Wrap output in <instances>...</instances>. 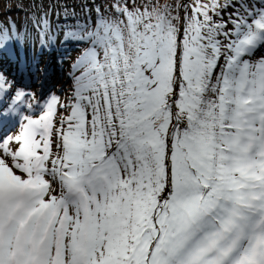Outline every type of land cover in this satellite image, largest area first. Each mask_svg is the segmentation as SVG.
<instances>
[{"label": "snow or ice", "instance_id": "1", "mask_svg": "<svg viewBox=\"0 0 264 264\" xmlns=\"http://www.w3.org/2000/svg\"><path fill=\"white\" fill-rule=\"evenodd\" d=\"M0 14V264H264V0Z\"/></svg>", "mask_w": 264, "mask_h": 264}, {"label": "rangeland", "instance_id": "2", "mask_svg": "<svg viewBox=\"0 0 264 264\" xmlns=\"http://www.w3.org/2000/svg\"><path fill=\"white\" fill-rule=\"evenodd\" d=\"M3 6H4V0H0V13H2L3 11ZM7 15L12 16L13 19H19V16L21 14L13 11L11 13H8ZM3 19H4V15L0 14V20H3ZM71 55H74V53H71ZM46 59L49 61L50 67L52 69L53 82H60L63 78L58 75V72L56 70L55 53H53L52 55L41 54L40 55L41 65L44 64ZM0 69H7L9 72L12 71V65L10 64V62L7 60V58L3 54H0Z\"/></svg>", "mask_w": 264, "mask_h": 264}]
</instances>
